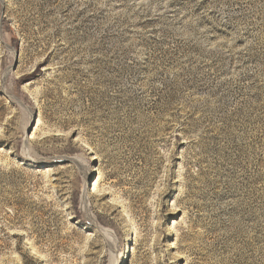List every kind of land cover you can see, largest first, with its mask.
Here are the masks:
<instances>
[{
    "label": "rangeland",
    "instance_id": "1",
    "mask_svg": "<svg viewBox=\"0 0 264 264\" xmlns=\"http://www.w3.org/2000/svg\"><path fill=\"white\" fill-rule=\"evenodd\" d=\"M0 264H264V0L0 1Z\"/></svg>",
    "mask_w": 264,
    "mask_h": 264
},
{
    "label": "water",
    "instance_id": "2",
    "mask_svg": "<svg viewBox=\"0 0 264 264\" xmlns=\"http://www.w3.org/2000/svg\"><path fill=\"white\" fill-rule=\"evenodd\" d=\"M0 1H2V0H0ZM59 160V159H58ZM52 162H53V160H51ZM69 160H59L58 162H50V163H52L53 165L54 164H57V163H61V162H68ZM45 163V162H44ZM48 164V162L45 164V165H47ZM41 167H43V166H41Z\"/></svg>",
    "mask_w": 264,
    "mask_h": 264
},
{
    "label": "bare ground",
    "instance_id": "3",
    "mask_svg": "<svg viewBox=\"0 0 264 264\" xmlns=\"http://www.w3.org/2000/svg\"><path fill=\"white\" fill-rule=\"evenodd\" d=\"M57 161V160H56ZM95 170V169H94ZM85 197V196H84Z\"/></svg>",
    "mask_w": 264,
    "mask_h": 264
}]
</instances>
